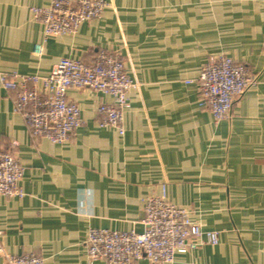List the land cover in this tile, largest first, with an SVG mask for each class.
I'll list each match as a JSON object with an SVG mask.
<instances>
[{
	"label": "crops",
	"instance_id": "crops-1",
	"mask_svg": "<svg viewBox=\"0 0 264 264\" xmlns=\"http://www.w3.org/2000/svg\"><path fill=\"white\" fill-rule=\"evenodd\" d=\"M50 1L0 0V71L46 75L62 57L91 63L106 50L139 86L127 93L122 135L98 125L109 95L69 88L81 123L62 143L32 136L15 92L0 88V148L24 169V195L0 196L4 251L33 252L44 264H108L86 258L87 230L141 232L143 199L164 192L218 242L163 264H264V0H105L100 17L49 35L36 54L42 26L30 8ZM222 55L257 81L215 122L194 79Z\"/></svg>",
	"mask_w": 264,
	"mask_h": 264
},
{
	"label": "built area",
	"instance_id": "built-area-1",
	"mask_svg": "<svg viewBox=\"0 0 264 264\" xmlns=\"http://www.w3.org/2000/svg\"><path fill=\"white\" fill-rule=\"evenodd\" d=\"M105 0H51L45 6L30 8L42 26V41L33 51L42 52L49 35H67L78 26L101 16ZM190 80H187L189 82ZM200 100L215 122L227 118L234 98L242 95L257 81L244 64L222 55L204 62L194 79ZM138 81L125 68L117 53L99 50L93 62L62 57L46 75L0 71V88L14 91V109L21 113L32 136L62 143L80 125V109L68 100L69 88L86 87L111 97L96 109L99 127H112L124 133L122 114L129 107L127 93L138 88ZM24 169L10 150L0 148V196L22 197L19 181ZM143 230H111L90 227L85 237L89 262L104 260L108 264H133L146 258L152 264L172 263L176 254L186 253L204 244H216L218 233L203 229L191 218V210L169 202L164 192L143 199ZM3 264H44L33 253L13 255L4 251Z\"/></svg>",
	"mask_w": 264,
	"mask_h": 264
}]
</instances>
